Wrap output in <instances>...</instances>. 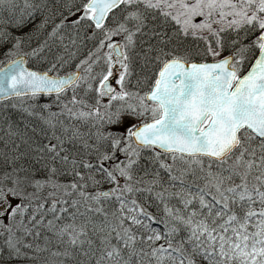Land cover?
Masks as SVG:
<instances>
[{
	"label": "snow or ice",
	"instance_id": "6c2138e0",
	"mask_svg": "<svg viewBox=\"0 0 264 264\" xmlns=\"http://www.w3.org/2000/svg\"><path fill=\"white\" fill-rule=\"evenodd\" d=\"M0 264H264V0H0Z\"/></svg>",
	"mask_w": 264,
	"mask_h": 264
}]
</instances>
